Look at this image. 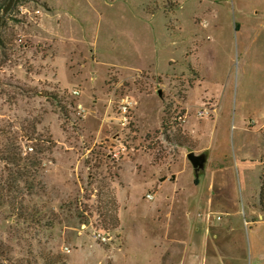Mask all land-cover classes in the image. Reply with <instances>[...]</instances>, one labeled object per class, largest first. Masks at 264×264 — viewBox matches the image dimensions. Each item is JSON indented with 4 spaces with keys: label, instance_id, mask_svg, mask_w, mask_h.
Listing matches in <instances>:
<instances>
[{
    "label": "rangeland",
    "instance_id": "374dc122",
    "mask_svg": "<svg viewBox=\"0 0 264 264\" xmlns=\"http://www.w3.org/2000/svg\"><path fill=\"white\" fill-rule=\"evenodd\" d=\"M9 11L0 127L39 163L26 217L0 198L2 264H264V0Z\"/></svg>",
    "mask_w": 264,
    "mask_h": 264
},
{
    "label": "trees",
    "instance_id": "16d2710c",
    "mask_svg": "<svg viewBox=\"0 0 264 264\" xmlns=\"http://www.w3.org/2000/svg\"><path fill=\"white\" fill-rule=\"evenodd\" d=\"M9 0H0V13L2 12L4 6ZM18 0H14L13 6L10 10H12L15 6V3ZM10 12V11H9ZM5 15L2 19L1 26L3 27L5 23ZM4 42L3 35L0 33V43ZM2 64V60L0 59V65ZM0 136L5 137V139L8 141V144L2 145L0 147V159L4 160L6 163H11L17 167L16 170L11 168L10 166H7L6 171L7 174H5V171L0 172V198L6 199L11 207H15L19 209V213L22 217H26L28 213V207L23 204L25 199V193L21 192L19 189L18 179L24 178L26 183L27 191L32 187L29 182V174L31 175L32 172L30 168L28 167V163L37 165L39 161L35 158L33 159L29 155L23 156L22 152L19 150V147L12 141L13 137L9 134V129L7 126L0 127ZM181 138H179V143L181 145H185L183 142H181ZM23 164V165H22ZM25 164V165H24ZM5 166V167H6ZM111 199L113 200L114 206L117 203V199L115 195L111 192ZM259 202L260 206L264 210V172L261 174V188L259 192ZM19 204V206H17ZM113 221L114 225L113 228H117L119 226L120 220L116 212H114L113 215ZM5 253V250H3L1 244H0V264L3 263V258L1 257ZM60 258L57 256V259Z\"/></svg>",
    "mask_w": 264,
    "mask_h": 264
},
{
    "label": "water",
    "instance_id": "95a60500",
    "mask_svg": "<svg viewBox=\"0 0 264 264\" xmlns=\"http://www.w3.org/2000/svg\"><path fill=\"white\" fill-rule=\"evenodd\" d=\"M14 3V0H9L6 5L4 6L2 12L0 13V28H1V21L2 18L9 12V10L12 8ZM189 158L196 169H199L200 166H202L205 162V156L202 154H196L194 152L189 153Z\"/></svg>",
    "mask_w": 264,
    "mask_h": 264
},
{
    "label": "built area",
    "instance_id": "2783aa9c",
    "mask_svg": "<svg viewBox=\"0 0 264 264\" xmlns=\"http://www.w3.org/2000/svg\"><path fill=\"white\" fill-rule=\"evenodd\" d=\"M76 93H78L77 91H76ZM128 104V105H127ZM127 104H123V106H122V111H121V119H122V123L123 124H128L129 123V121H130V110H129V108H130V106H129V103L127 102ZM147 196H148V198H153V195L152 194H147Z\"/></svg>",
    "mask_w": 264,
    "mask_h": 264
}]
</instances>
